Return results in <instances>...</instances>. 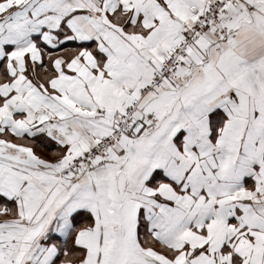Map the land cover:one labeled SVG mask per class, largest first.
Wrapping results in <instances>:
<instances>
[{
    "label": "snow or ice",
    "instance_id": "obj_1",
    "mask_svg": "<svg viewBox=\"0 0 264 264\" xmlns=\"http://www.w3.org/2000/svg\"><path fill=\"white\" fill-rule=\"evenodd\" d=\"M0 264H264V0H0Z\"/></svg>",
    "mask_w": 264,
    "mask_h": 264
}]
</instances>
